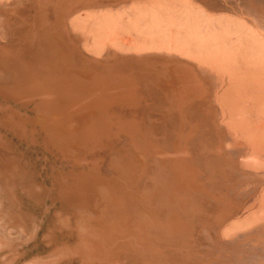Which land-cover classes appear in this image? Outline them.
<instances>
[{"label": "bare ground", "instance_id": "obj_1", "mask_svg": "<svg viewBox=\"0 0 264 264\" xmlns=\"http://www.w3.org/2000/svg\"><path fill=\"white\" fill-rule=\"evenodd\" d=\"M38 1L56 6V14L65 12L66 32L101 67L78 71L42 63L45 72L31 83L6 86L0 81V121L31 143L40 137L50 149L56 142L54 127L91 112L82 129L63 137L80 141L91 154L107 140L125 136L131 147L157 159L149 160L138 187L130 182V169L107 174L103 158L88 155L77 160L80 175L58 177L52 190L62 202L96 210L102 205L96 186L111 184L109 207L119 226L114 231L94 221L95 236L58 244L55 257L33 252L42 245L45 220L27 209V204L38 205L19 188L36 229L11 257L6 253L9 239L0 232V264H18L31 249L32 256L20 264L74 259L121 264L129 253L141 264H190L196 234L203 229L214 230L221 242L264 241V184L256 197L259 206L234 217L240 192L248 188L238 171L264 179V29L246 17L213 11L202 0ZM30 2L0 0L4 57L17 58L22 51H12L3 36L30 11ZM11 15L17 19L10 20ZM163 78L174 82L162 87ZM176 83L172 96L170 87ZM40 117L46 122L40 123ZM0 145H8L1 132ZM229 149L246 155L235 159ZM141 200L155 217L150 224L136 211ZM3 222L12 237L24 236L25 229L9 215Z\"/></svg>", "mask_w": 264, "mask_h": 264}, {"label": "rangeland", "instance_id": "obj_2", "mask_svg": "<svg viewBox=\"0 0 264 264\" xmlns=\"http://www.w3.org/2000/svg\"><path fill=\"white\" fill-rule=\"evenodd\" d=\"M22 2L24 1H20ZM202 2L213 11L246 17L264 29V0H202ZM28 9L30 11L24 13L23 18L18 16V22L13 30L8 28L7 34L3 36L4 40L9 41L6 46L12 51L17 52L22 49L17 58L4 57L0 54V81H5L4 85L15 86L24 81L31 83L37 75L45 72V65L48 64L59 63L65 70L68 68L78 71L100 69L101 66L93 61V56L85 53L78 41H74L73 37L66 32L65 12L60 11L56 14V6L39 3L38 0H31ZM78 9L81 8L78 7ZM9 19H17V16L11 15ZM173 82L171 78H163L162 87L169 86ZM170 88L173 96L177 83ZM90 113L75 117L70 122L59 125L60 127H54L53 135L56 142L50 144V149L41 143L40 137L31 143L28 139L21 138L15 131L13 132L8 122L0 121V132L8 143L7 147L0 145V201L4 199V204L0 207V232L9 239L10 248L6 251L7 257H11L22 247L25 240L30 238L36 229L35 221L26 211L25 198L19 188L38 205L33 207L27 204V209H33L36 216L45 220L40 231L42 245L33 252L44 253L46 258L56 256L53 250L60 243L77 242L83 237L95 236L94 221H102L110 225L114 231L118 230V219L109 207L114 200L111 184L101 182L96 186L102 200L98 210L77 204H66L61 201L60 195L52 190L58 185V177L70 178L80 175L82 172L78 166H81V162L77 160L87 155L89 159L103 158L102 171L107 174L120 173L117 171L124 166L130 169L129 179L135 187L143 182L149 160L157 159L147 152L138 150L135 146L131 147L125 136L107 140L104 147L91 154L87 153L80 141L63 137L82 129ZM219 113L218 110V116ZM52 117L56 116L50 115L48 118ZM40 120V123H44L47 119L40 117ZM229 153L233 158L241 160L246 155L245 151L232 149H229ZM237 175L243 182L242 186L248 188L246 192H240V208L236 210L234 217L259 206L256 197L264 184V179L258 176H255L256 178L247 176L243 170H239ZM253 180H255L254 183H252ZM247 184L250 185L247 186ZM136 211L147 223L155 221L153 213L144 200L138 202ZM4 215H9L11 221L14 219L15 224L25 229L23 237L17 234L12 237L10 234L13 230L6 231ZM194 245L195 251L190 264L209 261L211 264H222L227 260L264 264L263 240L235 239L221 242L215 238L214 230L209 232L203 229L196 234ZM30 251L26 255L27 259L32 256ZM129 254L127 255L129 257L126 254L122 255L123 263L120 262L121 264H141L138 257H131ZM26 258L20 260L18 264ZM65 264H79V260L74 259Z\"/></svg>", "mask_w": 264, "mask_h": 264}]
</instances>
